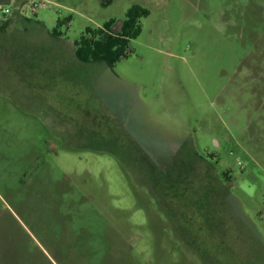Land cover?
I'll return each instance as SVG.
<instances>
[{
  "label": "rangeland",
  "instance_id": "obj_1",
  "mask_svg": "<svg viewBox=\"0 0 264 264\" xmlns=\"http://www.w3.org/2000/svg\"><path fill=\"white\" fill-rule=\"evenodd\" d=\"M0 264H264V0H0Z\"/></svg>",
  "mask_w": 264,
  "mask_h": 264
},
{
  "label": "trees",
  "instance_id": "obj_2",
  "mask_svg": "<svg viewBox=\"0 0 264 264\" xmlns=\"http://www.w3.org/2000/svg\"><path fill=\"white\" fill-rule=\"evenodd\" d=\"M149 14L148 9L134 5L129 9L120 32L113 30L115 20H110L99 28L87 29L75 42L77 58L83 63H105L113 68L121 59L129 56L131 41L142 32L140 20ZM54 34L59 35L58 32Z\"/></svg>",
  "mask_w": 264,
  "mask_h": 264
},
{
  "label": "built area",
  "instance_id": "obj_3",
  "mask_svg": "<svg viewBox=\"0 0 264 264\" xmlns=\"http://www.w3.org/2000/svg\"><path fill=\"white\" fill-rule=\"evenodd\" d=\"M34 6H37V5L35 4ZM3 12H4V13H8V11H7V10H6V11H5V10H3Z\"/></svg>",
  "mask_w": 264,
  "mask_h": 264
},
{
  "label": "crops",
  "instance_id": "obj_4",
  "mask_svg": "<svg viewBox=\"0 0 264 264\" xmlns=\"http://www.w3.org/2000/svg\"><path fill=\"white\" fill-rule=\"evenodd\" d=\"M22 1H23V0H21V3H22ZM25 1H27V0H25Z\"/></svg>",
  "mask_w": 264,
  "mask_h": 264
}]
</instances>
